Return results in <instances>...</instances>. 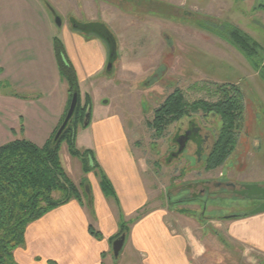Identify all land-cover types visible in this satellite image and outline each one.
<instances>
[{"label":"rangeland","instance_id":"obj_1","mask_svg":"<svg viewBox=\"0 0 264 264\" xmlns=\"http://www.w3.org/2000/svg\"><path fill=\"white\" fill-rule=\"evenodd\" d=\"M35 1L0 0L1 66L6 63L7 42L15 40L13 53L26 54L18 63L29 60L33 65L41 58L45 70L16 71L8 82L7 70L0 66V124L17 123L16 129H12V133L16 130L14 135L17 133L13 140L31 141L23 135L26 128L30 133L46 130L49 121L43 117L46 114L49 117L51 110L45 108V100L67 84L59 73L54 49V39H61L62 27L56 25L55 19L54 24H49V12L43 5L45 14L40 11ZM38 1L50 3L71 30L69 17L74 16L101 20L114 34L118 57L112 72L104 70L101 77L90 79L89 86L95 87L88 93L86 81L84 91L80 89L82 102L86 95L90 96V123L110 114L122 119L158 201L173 210L178 222L188 225L191 235L204 246V255L196 258L197 262L264 264L263 257H254L240 245L226 240L217 227L223 215L251 212L259 204L235 194L226 183H235L237 188L245 184L264 185V75L228 37L234 25L258 41L261 49L257 50L255 62L259 67L264 65V0ZM55 69L57 76L53 73ZM102 77H106L104 82ZM233 85L243 96L244 119L234 149L215 169L206 168L211 146L223 126V119L215 110L193 109L181 119L165 124L161 133L150 126L156 109L177 89L189 104L197 101L216 104L223 97V90ZM38 89L43 93L36 100L21 95ZM90 123L78 128L76 148L81 153L93 152L82 141L83 134L91 135ZM190 125L199 129V139L208 135L210 148L206 149L205 144L198 155V147L191 141L184 153L171 156L178 147L176 138ZM50 138L36 144L43 146ZM60 155L73 182L81 189L84 185L86 189L91 186L90 177L96 173L85 171L88 159L70 154L66 144ZM60 195L55 193L57 198ZM127 253L128 248H124L118 259L111 253L110 261L126 264L130 260L132 264H140L136 257L125 258Z\"/></svg>","mask_w":264,"mask_h":264},{"label":"crops","instance_id":"obj_2","mask_svg":"<svg viewBox=\"0 0 264 264\" xmlns=\"http://www.w3.org/2000/svg\"><path fill=\"white\" fill-rule=\"evenodd\" d=\"M35 2L43 13L41 5L44 6L49 12L48 23L54 24L47 4L38 0ZM61 27V40L77 70L80 89H83L86 81L89 86L90 79L101 77L107 70L108 49L104 41L96 36L71 30L65 23ZM15 42H7L6 63H2L3 66L0 64L3 70H7L5 79L8 82H11L12 73L16 71H45L41 58L39 63L34 62L33 65L29 60L19 64L26 54L13 53ZM22 48L27 49L26 46ZM53 73L57 76L58 70H53ZM104 79L106 77H102L103 82ZM92 87L89 86L86 92H90ZM58 90L49 100H45V108L51 110L49 117L47 114L43 117V120L49 121L46 130L37 129L35 133H30L28 128L24 130L23 135L35 143L52 136L67 109V84ZM42 93L38 89L27 95L22 92L21 95L36 100ZM90 124L91 135L83 134L82 141L93 151L96 162L111 181L116 198L103 192L100 179L94 174L88 187L93 199L92 208L87 206V200L82 195V201L71 199L31 222L26 228L25 244L14 250L15 261L18 264H116L110 261L112 239L119 233L120 222L125 220L129 222L123 247L128 248L125 258L136 257L140 264H199L196 258L204 255V246L191 235L188 225L178 222L173 210L158 201L151 182H148V171L143 160L136 155L122 119L110 114ZM16 125L15 122L7 126L0 124V143L16 138L17 133L13 134L16 130L12 133ZM217 227L226 240L240 245L254 257L264 258V212L223 215ZM126 264L132 263L129 260Z\"/></svg>","mask_w":264,"mask_h":264},{"label":"trees","instance_id":"obj_3","mask_svg":"<svg viewBox=\"0 0 264 264\" xmlns=\"http://www.w3.org/2000/svg\"><path fill=\"white\" fill-rule=\"evenodd\" d=\"M228 33L230 42L264 75V65L259 67L255 62L257 50L261 49L260 43L234 25L230 27ZM54 49L59 73L67 82L69 92L68 106L60 124L43 146L25 138L15 139L0 146V264H18L14 258V250L25 244L27 226L47 212L71 199L82 201L83 196L87 200V206L92 208L93 199L90 191L85 185L83 189L76 185L62 164L60 152L64 144L68 146L73 156H78L82 160L88 159L89 168L87 165L85 171L95 170L103 192L116 198L114 187L96 162L93 152L87 150L81 153L76 148L79 126H88L90 123L92 102L89 95H86L82 102L77 70L58 37L54 39ZM227 89L223 90V97L216 104L203 101L189 104L181 90L177 89L156 109L155 118L150 126L161 133L165 124L181 119L193 109L202 107L208 111L215 110L222 117L223 126L206 163L208 170L215 169L224 163L234 149L237 132L241 129L244 119L241 90L236 85ZM75 90L79 92V101L74 116L61 136L55 139ZM58 192L61 195L57 198L55 193ZM128 231L129 222L122 220L119 233L112 242ZM92 234L98 236L94 231Z\"/></svg>","mask_w":264,"mask_h":264},{"label":"water","instance_id":"obj_4","mask_svg":"<svg viewBox=\"0 0 264 264\" xmlns=\"http://www.w3.org/2000/svg\"><path fill=\"white\" fill-rule=\"evenodd\" d=\"M55 23L58 27L62 26V18L59 15L55 16ZM95 26L97 32L100 36L107 42L109 47V57L107 63V71L109 73L112 72L114 62L118 57V45L114 34L110 31V29L105 24H96ZM88 25L80 24V22L73 21V28L77 30L85 31ZM79 101V92L75 90L73 92L69 109L65 116L64 121L62 122L61 126L59 127L58 131L56 132L55 139H58L63 131L66 129L68 124L71 122L75 110L77 108ZM185 142H181V146L179 148V152L172 155L178 156L184 150ZM88 190V187H87ZM235 193L240 194L242 196H247L252 200L259 201L260 203L250 212L251 214H257L264 212V185L260 184H245L241 186V189H236ZM126 242V234L123 233L120 237L115 239L112 244L113 255L115 258H119L123 247Z\"/></svg>","mask_w":264,"mask_h":264},{"label":"flooded vegetation","instance_id":"obj_5","mask_svg":"<svg viewBox=\"0 0 264 264\" xmlns=\"http://www.w3.org/2000/svg\"><path fill=\"white\" fill-rule=\"evenodd\" d=\"M46 4H47L48 8L50 9V11L53 14V19H55V16L59 15L57 10L50 3L46 2ZM73 21H77V22H80V24H84V25H88V26L86 27L85 31L77 30V29L73 28ZM69 22H70L71 27H72L73 30L79 31L80 33H83V34H86V35H94V36L102 39L107 44V42L100 36V34L97 32V30L95 28V26H97L96 24H105V22H103L101 20H94V19L83 20V19H78V18H76L74 16H70L69 17ZM62 25H63V18H62ZM107 47H108V44H107ZM108 52H109V47H108ZM199 137H200L199 129L196 128L193 125H190L183 133H181L176 138L175 141H176L178 147H177L176 151H173L171 153V156L179 152V148L181 146V142H183V143L185 142V147H184V150L181 153L178 154V156L185 152V149H186L188 143L191 142V141H195V144L198 147V149H197L198 155L201 154L200 149L203 148V146L205 144H206V149H209L211 145H209L207 143L208 135L205 134L204 137L203 138L201 137L200 139H199ZM213 147H214V144H212L211 148L213 149ZM201 150H203V149H201ZM226 185H227V187L231 188L234 193H235L236 189H241V186H242V185H239V188H237V185L235 183H232V182L226 183ZM235 194H237V193H235Z\"/></svg>","mask_w":264,"mask_h":264}]
</instances>
